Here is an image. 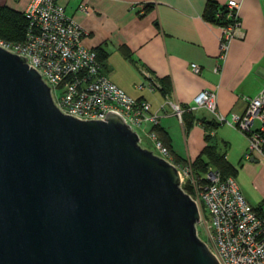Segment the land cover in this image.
Segmentation results:
<instances>
[{
	"label": "water",
	"instance_id": "95a60500",
	"mask_svg": "<svg viewBox=\"0 0 264 264\" xmlns=\"http://www.w3.org/2000/svg\"><path fill=\"white\" fill-rule=\"evenodd\" d=\"M105 119L61 114L0 47V264H217L177 169Z\"/></svg>",
	"mask_w": 264,
	"mask_h": 264
},
{
	"label": "crops",
	"instance_id": "0c3cea01",
	"mask_svg": "<svg viewBox=\"0 0 264 264\" xmlns=\"http://www.w3.org/2000/svg\"><path fill=\"white\" fill-rule=\"evenodd\" d=\"M31 1L0 0V6L24 14ZM228 1L60 0L85 32L82 45L104 57L102 74L128 96L148 102L152 112L164 106L157 127L174 160L191 164L206 145H216L236 170L232 178L243 197L264 213V161L244 158L246 137L206 110H186L200 92L213 91L218 111L230 118L244 111V98L264 89V0H233L239 4L240 28L222 49L223 26L204 15L208 6ZM192 64L200 68L198 74ZM168 102L184 108L180 119Z\"/></svg>",
	"mask_w": 264,
	"mask_h": 264
},
{
	"label": "built area",
	"instance_id": "2783aa9c",
	"mask_svg": "<svg viewBox=\"0 0 264 264\" xmlns=\"http://www.w3.org/2000/svg\"><path fill=\"white\" fill-rule=\"evenodd\" d=\"M223 7L231 20L222 28V49H225L240 28V21L236 1H228ZM78 9L86 12L84 6ZM24 16L29 22L24 40L0 39V47L26 59V64L48 86L56 109L79 121H105L109 113L120 116L137 135L140 147L141 136H144L154 143L158 156L177 169L179 187L184 193V185L189 186L192 191L189 197L198 211L196 235L199 238L198 227H201L207 236L203 243L217 264H264V213L246 201L234 178H222L213 167L196 175L190 163L174 162L168 149L151 130L158 125L164 106L152 112L148 102L128 96L102 74L95 51L82 45L83 28L66 14L60 0H32ZM191 69L195 74L200 71L195 64ZM138 87L141 89L143 85ZM157 87L156 83L149 82L150 89ZM243 101L244 111L226 118L217 109L216 93L202 91L186 110H206L217 123L236 129L248 141L244 158L264 161V89L258 96ZM168 103L172 113L180 119L184 108Z\"/></svg>",
	"mask_w": 264,
	"mask_h": 264
},
{
	"label": "trees",
	"instance_id": "16d2710c",
	"mask_svg": "<svg viewBox=\"0 0 264 264\" xmlns=\"http://www.w3.org/2000/svg\"><path fill=\"white\" fill-rule=\"evenodd\" d=\"M208 8V13L204 15V18L208 21L223 27L231 21L227 18V11L224 10V7H214L213 5H210ZM28 26L29 22L25 18L24 14L18 13L7 7L0 6V39L10 42H21L26 36ZM95 53L98 62L102 66L104 57H101V55L96 51ZM167 89V82L164 81V83H162L161 92L166 93ZM151 130L156 133L157 137L168 149L170 155L173 158V152L171 151L170 146L166 141H164L163 138H161V129L156 126ZM174 162L179 164L181 161L178 163L177 160H174ZM191 167L196 175L206 173L209 167L217 169L221 173L222 178L234 177L236 175V170L227 162L225 154L218 152L217 146L214 144L206 145L198 158L191 163ZM186 189L187 188L183 187V190L189 194Z\"/></svg>",
	"mask_w": 264,
	"mask_h": 264
},
{
	"label": "rangeland",
	"instance_id": "374dc122",
	"mask_svg": "<svg viewBox=\"0 0 264 264\" xmlns=\"http://www.w3.org/2000/svg\"><path fill=\"white\" fill-rule=\"evenodd\" d=\"M257 125V123H256ZM142 137V142H141V147L145 150L150 151L152 154L158 156V150L156 149L154 143H152L151 141H149L148 139L144 138V136ZM178 140V139H177ZM159 157V156H158ZM242 182V181H241ZM184 188H187L186 191L189 192L188 195H192V191L190 190L189 186L184 185ZM187 194V193H186ZM198 236L200 238V240L202 242H206L207 241V236L205 234V232L203 231V229L201 227H198Z\"/></svg>",
	"mask_w": 264,
	"mask_h": 264
}]
</instances>
